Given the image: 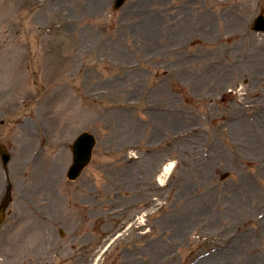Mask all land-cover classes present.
Listing matches in <instances>:
<instances>
[{"label": "rangeland", "instance_id": "rangeland-1", "mask_svg": "<svg viewBox=\"0 0 264 264\" xmlns=\"http://www.w3.org/2000/svg\"><path fill=\"white\" fill-rule=\"evenodd\" d=\"M114 3L0 0V264H264V0Z\"/></svg>", "mask_w": 264, "mask_h": 264}, {"label": "water", "instance_id": "water-1", "mask_svg": "<svg viewBox=\"0 0 264 264\" xmlns=\"http://www.w3.org/2000/svg\"><path fill=\"white\" fill-rule=\"evenodd\" d=\"M124 1L125 0H118L115 6V9L120 7L124 3ZM253 28L257 31H264V17L263 16L255 20V24ZM92 148H93V145L92 143L91 144L88 143L87 136H83L82 138H80L78 143L73 146V151L75 154L74 156L76 158L75 166H77V168L76 169L73 168V170L71 171V177L74 178L78 174H80V172L84 168V165H86L89 162ZM3 160H4V164L7 165L8 161L10 160V157L4 154ZM3 201L4 202L0 206V225L4 220V213H5L4 210H6V207L8 206L10 200L7 197Z\"/></svg>", "mask_w": 264, "mask_h": 264}, {"label": "bare ground", "instance_id": "bare-ground-1", "mask_svg": "<svg viewBox=\"0 0 264 264\" xmlns=\"http://www.w3.org/2000/svg\"><path fill=\"white\" fill-rule=\"evenodd\" d=\"M173 169V164H168L166 165V167L163 170L162 175L160 176L159 180L162 181L163 183H165L167 177L172 173Z\"/></svg>", "mask_w": 264, "mask_h": 264}]
</instances>
